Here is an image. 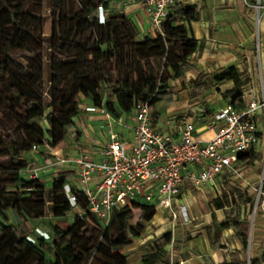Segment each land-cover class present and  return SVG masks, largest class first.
<instances>
[{
	"label": "trees",
	"instance_id": "obj_1",
	"mask_svg": "<svg viewBox=\"0 0 264 264\" xmlns=\"http://www.w3.org/2000/svg\"><path fill=\"white\" fill-rule=\"evenodd\" d=\"M49 4L50 12L43 16L35 11L41 5L37 0H0V110L7 108L21 120L22 128L17 139L0 128V158H6L0 161V264H128L126 256L118 251L141 237L145 224L156 214L154 205H135L133 209L142 214L131 227L127 221L132 210L114 209L105 226L88 212L84 196L77 195L76 207L82 216L74 214L65 230L55 227L52 237L48 236L51 240L44 236L30 238L17 226L1 220L8 210L35 222L65 220L74 211L64 191L70 173H57L46 188L41 178H28L27 171L37 164L26 154L33 147L39 151L46 144L56 148L65 142L76 126L75 119L85 114L80 99L103 108L115 119L130 115L138 102L147 103L152 126L157 129L160 116L156 104L172 102L171 82L183 77L191 56L203 47L191 27L198 20V11L195 6L176 5L161 32L153 38H140L135 23L114 11L111 0H49ZM47 22L48 36L35 27ZM47 40L52 42L53 51L63 56L62 60L51 58L50 103L38 92L41 72L22 68L10 57L12 52L43 49ZM109 57L122 64L128 57L131 63L127 69L138 66L132 71L135 78L132 73L117 80L108 77ZM141 65L145 70H140ZM243 76L235 66L215 76L232 84L222 95L228 98L226 105L238 110L244 107L242 89L250 83V78ZM206 80L207 75L199 73L190 80V87L201 91ZM257 151L240 154L237 165L248 158L255 160ZM216 206L222 208L219 202ZM133 213L136 216L137 211ZM241 240L246 248V233ZM164 255L161 250L146 254L143 263H159Z\"/></svg>",
	"mask_w": 264,
	"mask_h": 264
},
{
	"label": "built area",
	"instance_id": "obj_2",
	"mask_svg": "<svg viewBox=\"0 0 264 264\" xmlns=\"http://www.w3.org/2000/svg\"><path fill=\"white\" fill-rule=\"evenodd\" d=\"M184 1L126 0V3L139 4L142 20L161 32L172 9ZM243 92L241 110L225 105L200 125L185 121L174 133L153 128L151 108L147 103L138 102L130 115L115 119L103 108L82 100L83 112L100 114L108 121L107 141L100 158L76 147L70 155H53L51 164L31 167L26 174L35 180L47 171L55 176L60 172L56 171L59 167L71 166L74 174L64 191L74 209L72 217L74 214L82 216L76 207L77 195H82L87 201L88 212L105 226L114 209L133 210L138 204L169 210L176 220L172 202L180 197L185 185L212 186L220 176L235 172L240 154L252 149L264 152V90L259 98L252 94L251 88H244ZM122 117L127 120L120 121ZM124 128L131 131V141L121 137ZM78 132L79 129H75L72 136ZM205 132L211 133L210 139L202 138L200 134ZM31 152H38V149L33 147ZM178 211L188 223L185 207Z\"/></svg>",
	"mask_w": 264,
	"mask_h": 264
},
{
	"label": "crops",
	"instance_id": "obj_3",
	"mask_svg": "<svg viewBox=\"0 0 264 264\" xmlns=\"http://www.w3.org/2000/svg\"><path fill=\"white\" fill-rule=\"evenodd\" d=\"M110 5L114 11L129 17L137 26L140 35L151 29L142 20L143 13L139 4L128 5L126 0H111ZM182 5L196 7L198 20L193 22L191 27L194 38L203 43L202 49L190 58L189 64L193 66L191 69L196 70L197 75L206 74L208 78L212 76L215 78V75L222 74L230 66H235L241 72L242 64L239 58L243 56L242 59L247 57L249 60L257 43L254 36L256 14L253 9L256 5L259 6L256 24L259 25V30L260 28L264 30V0H185ZM258 46H262L261 52L264 53V43L260 42ZM196 76L192 75L191 79ZM219 84L217 83L218 86ZM229 85L228 90L232 87L231 83ZM79 118L80 121L73 129V131L79 129L74 139H66L59 152L48 147L49 157H39L36 166L51 164L54 161L53 155L68 156L76 147L90 152L96 159L100 158L99 154L107 141L109 128L106 117L85 113ZM125 120L127 118L120 119ZM184 122L179 120L174 122L175 125H171L167 121L160 126L159 118L157 129L165 133H174L176 127ZM122 130L121 137L131 141V131L126 128ZM200 135L206 140L212 136L208 132ZM56 171L69 172V178L74 174L69 165L61 166ZM52 177V172L47 171L41 179L50 180ZM135 211L136 216L133 213ZM157 211L158 209L151 221L145 224V233L118 251L119 254L126 256L128 264H144L143 257L146 254L160 250L164 251L165 255L162 261L156 264H264V215L254 218V226L242 218L230 224L228 220H212L205 215L191 216L189 222L183 224L182 232L172 233L170 228L161 234L164 219L157 217ZM141 214V210L133 209L131 219L127 221L128 226L137 223ZM246 226L248 240L247 247L244 248L241 235L246 233ZM169 233L170 237L167 238L165 235Z\"/></svg>",
	"mask_w": 264,
	"mask_h": 264
},
{
	"label": "rangeland",
	"instance_id": "obj_4",
	"mask_svg": "<svg viewBox=\"0 0 264 264\" xmlns=\"http://www.w3.org/2000/svg\"><path fill=\"white\" fill-rule=\"evenodd\" d=\"M37 1H39L41 5L36 8V13L43 16L47 15L48 12H50L49 0ZM253 9L256 14L254 21V36L257 43L253 49L252 57H250L249 60L247 57L242 59L243 56L240 57L239 60L242 64L241 72L244 74L243 78H250V83L244 88H251L252 94L259 98L261 97L262 90H264V53L261 52L262 46L258 45L260 42L264 43V30H261V28L259 30V25L256 24V20H258L259 16V6L256 5ZM99 17L101 21L103 19L101 11ZM35 27L41 33L44 32L46 36L50 33L48 22L43 25L36 24ZM156 34L157 31L151 28L146 34H139V37L149 36L153 38ZM43 46V49L34 48L32 53L26 51L12 52L10 53V57L22 68H28L31 71L39 70V72H41L38 92L50 103L49 90L51 87L50 78L52 74L51 58L62 60L63 56L57 51H53L51 48V41H45ZM128 59L129 58L126 57L125 63L122 64L114 58L109 57L106 62L108 77L117 80L122 78L126 73L131 74L134 69L138 68V66H131L127 69V64L131 63ZM141 67L142 69L140 70H145L144 65H141ZM191 68H193V66L188 64L185 68L183 77L177 81L171 82L170 95L172 102L167 104L166 101H163L156 104L155 110L159 112L160 126L164 125L167 121L171 125H175L174 122H178L179 120L181 122L186 121L200 125V123H203L210 115L228 104V98L222 95L228 91L230 87V83L227 80L219 81L213 76L211 78L207 77V85L201 91H193V88L190 87V80L192 75H197V72ZM237 71L240 72L238 69ZM131 75L135 78V73ZM217 83H220L219 86ZM216 86L218 87L216 88ZM246 93V95L249 94L248 91ZM248 96L245 98L247 99ZM80 102H82L81 99ZM48 112H50V109H48ZM200 116L203 117L200 118ZM78 121H80L79 117L75 119L76 123H78ZM20 124L21 120L13 116L7 108H2L0 110V128L5 134L14 139L19 138L22 132ZM42 125L47 127L44 121ZM72 133L73 131L69 132L66 139H74ZM46 137L49 138L48 136ZM63 144L64 142L52 149L59 152ZM48 146L50 147L49 144ZM48 152L49 149L43 146L38 152L27 153L26 158L37 163V160H40L39 157H49ZM257 153L258 156L255 157V160L251 161L248 158L241 164L236 165L234 167V173L220 176L212 186L193 188L188 184L185 185V189L181 191L180 197L172 202V209L177 216L176 220L173 219L169 210L157 208V217H162L164 219V227L161 234L165 233L170 228H172V233L183 231V224H187V222L184 216L178 211L182 206L186 209L187 219H190L191 216L197 217L205 215L212 220H228L231 224L234 220L242 218L248 220V223L250 222L253 225L254 218L264 215V152L258 150ZM37 157L38 159H36ZM59 157H62V155ZM5 160L6 158H0V161ZM49 183L50 180L43 181L46 188H49ZM218 202L222 205L220 209H217L216 206ZM71 220L72 214L65 220L48 218L44 221L35 222L21 218L15 211L8 210L4 213V220L2 219L1 221L5 225L12 224L17 226L21 232L30 238H37L42 235L48 238V236L52 237L55 227L62 230L67 229ZM88 227L90 230L94 229V226L90 223H88ZM245 228L247 234V226ZM165 236L169 238L170 233ZM49 238L48 240H51ZM162 238H164V236Z\"/></svg>",
	"mask_w": 264,
	"mask_h": 264
}]
</instances>
